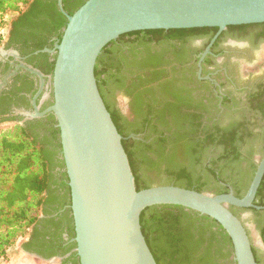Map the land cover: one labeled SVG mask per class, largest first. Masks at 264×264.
Returning a JSON list of instances; mask_svg holds the SVG:
<instances>
[{
	"label": "flooded vegetation",
	"instance_id": "af4514ba",
	"mask_svg": "<svg viewBox=\"0 0 264 264\" xmlns=\"http://www.w3.org/2000/svg\"><path fill=\"white\" fill-rule=\"evenodd\" d=\"M53 3L59 12L58 0H31L24 10L31 7V18L35 21L49 20L46 13ZM61 4L68 14L75 3L73 0H61ZM11 22L7 41L3 47L0 46V126H25L28 123L32 131L43 136L50 126L56 128V121L52 113L30 118L34 113L31 102L39 90L40 82L20 65L36 70L39 69L33 65L44 66V60L37 55L43 54L40 52L43 49L54 48L62 28L48 34L40 31L38 35L47 39L45 47L23 55L21 44L10 42V32L13 30ZM123 35L114 41V45L119 56L115 54L123 58L125 87L107 92L105 97L117 112L120 126L127 129V138L145 145L151 144L145 155L147 161L157 165L149 172L161 176L156 184H176L175 177L169 176L166 171V162L160 161L159 157L172 155L174 161L180 163L178 159L184 151H188L182 144H156L154 140L159 135L150 133L146 124L137 133L128 129L129 123L141 121L149 109L151 111L146 118L152 123L157 122L159 127L163 122H168L171 130L179 125H198L199 139L214 133L215 142L202 145L203 150L198 147L192 151L191 147L189 153L193 155V164L195 158L199 161L187 173L194 179H201L205 190L220 189L218 194L232 191L235 197L242 198L264 156V23L228 26L223 30L206 28L177 39L152 38L151 35L144 37L143 33ZM35 41L38 40L35 38ZM54 56L48 54V61L52 62ZM32 57L36 58L29 62ZM42 74L43 89L35 99L39 112L52 104L51 74ZM138 75L146 82L139 90L140 98L135 100L128 88ZM165 108L167 111L172 110L161 116L159 111ZM138 112L140 116L137 118ZM31 124L34 126L31 127ZM163 128L167 129L166 126ZM168 135L166 131L163 136ZM228 139L232 142L226 148L234 147L237 156L218 161L219 155L225 150L219 140ZM189 141L192 142L189 137L184 140ZM58 158L62 159L60 153ZM212 160H216V164ZM208 168L213 170V175L208 174L205 178L203 174ZM64 171L60 166L54 167L55 178ZM52 189L54 199L46 206V214L39 217L20 246L39 259L48 262L55 259L51 264H79L73 241L70 194L69 199L64 198L66 188L59 186V180ZM205 192L215 194L211 190ZM252 204L250 208L229 206V209L243 225L256 263L264 264V174ZM25 243L29 244V250L24 248ZM230 262L235 263L232 256L227 264Z\"/></svg>",
	"mask_w": 264,
	"mask_h": 264
},
{
	"label": "water",
	"instance_id": "95a60500",
	"mask_svg": "<svg viewBox=\"0 0 264 264\" xmlns=\"http://www.w3.org/2000/svg\"><path fill=\"white\" fill-rule=\"evenodd\" d=\"M58 9L66 18L61 37L52 50L40 51L55 55L49 77L52 104L44 111L35 104L44 75L20 67L40 82L30 118L52 113L59 131L79 264H157L142 233L140 214L163 205L214 220L231 240L235 264H257L249 237L229 206L253 207L264 156L242 198L232 191L210 194L174 185L136 190L123 137L101 97L94 70L104 47L123 34L262 24L264 0H86L71 15L58 0Z\"/></svg>",
	"mask_w": 264,
	"mask_h": 264
},
{
	"label": "trees",
	"instance_id": "16d2710c",
	"mask_svg": "<svg viewBox=\"0 0 264 264\" xmlns=\"http://www.w3.org/2000/svg\"><path fill=\"white\" fill-rule=\"evenodd\" d=\"M73 1L75 4L72 10H68L69 15L86 0ZM28 5H30V0H0L1 15L6 13L17 15L16 19L11 22L13 30L10 32V42L21 44L20 51L23 55L45 47L47 39L38 35L40 31H46L48 34L60 28L63 29L66 25V19L57 11L54 3L46 13L49 20L42 21H35L31 18L33 17L31 7L29 10H24ZM65 10H67L66 6ZM201 30H206V28L149 30L132 32L128 35L143 33L144 37L151 35L152 38L177 39ZM123 36L121 35L119 38ZM60 37L61 33L59 39ZM35 38L38 41H35ZM116 49L114 41L104 47L96 61L95 77L105 106L119 134L124 138L122 145L134 176L136 190H141L157 186L156 182H158L159 176L153 177L149 174L150 170L157 167L156 164H152L146 159L145 152L150 150L151 144L145 145L140 141L127 138V129L120 126L117 112L106 100L107 92L121 89L125 87L126 83V77L122 74L123 58L118 57L119 53ZM37 57L44 60V66L35 64L33 67L44 74H52L54 61H48V54H38ZM34 58L36 57H32L29 62H32ZM145 82L146 79L143 80L138 75L135 77V82L128 88L130 95L135 100L140 98L141 91L139 90ZM30 87H32V82H30ZM150 111L151 109L146 114L142 113L141 121L135 120L134 123H129L128 129L137 133L146 124L150 133L159 135L154 140L156 144L169 143L186 146L188 152L184 151L180 156L178 159L180 163L175 162V157L172 155L159 157L160 161L166 162V171L169 176L175 177L176 184L174 186L202 193L206 190H211L215 194L220 193V189L205 190L204 183L200 182L201 179H194L191 174L187 173L188 169L199 161L198 158H195V164H193L194 160L192 161L191 158L193 155L189 153L191 147L192 151L198 147L203 150L204 146L202 145L215 142L214 133L199 139L198 125L189 124L188 127L179 125L175 126V130H171L169 123L163 122L159 124L162 126L160 128L157 122L152 123L146 118ZM168 111L165 108L159 113L162 116ZM139 116L138 112L137 118ZM33 126L31 124V127ZM164 126L167 129H164ZM166 131L169 132V135L164 137ZM188 137L192 142H184ZM219 141L225 150L219 155L218 161L222 158H236L234 147L226 148L232 140ZM219 141H217L218 144H220ZM59 153L61 154V148L57 128L50 126L43 136L32 131L28 123L25 126L14 124L0 129V259L5 258L6 251L16 242L27 237L30 229L39 221V217L46 214V206L50 205L52 198L54 199L52 186L56 184L57 180H59V186L66 188L64 198L69 199L65 171L57 178L53 173L56 166L64 169L63 160L58 158ZM215 162L216 160L213 161V164H216ZM208 174L213 175V170L206 169V173L203 175L207 178ZM150 183L154 184L149 185ZM140 225L157 264H227L233 255L231 240L220 225L206 216H200L196 212L187 211L179 206L163 205L146 208L140 214ZM23 246L26 250L30 249L28 243Z\"/></svg>",
	"mask_w": 264,
	"mask_h": 264
},
{
	"label": "crops",
	"instance_id": "0c3cea01",
	"mask_svg": "<svg viewBox=\"0 0 264 264\" xmlns=\"http://www.w3.org/2000/svg\"><path fill=\"white\" fill-rule=\"evenodd\" d=\"M0 264H51L48 261L39 259L31 253L25 252L21 246H12L6 251L4 259Z\"/></svg>",
	"mask_w": 264,
	"mask_h": 264
},
{
	"label": "built area",
	"instance_id": "2783aa9c",
	"mask_svg": "<svg viewBox=\"0 0 264 264\" xmlns=\"http://www.w3.org/2000/svg\"><path fill=\"white\" fill-rule=\"evenodd\" d=\"M8 13L1 15L0 13V45L4 42V40L7 37L8 34V21H7V15Z\"/></svg>",
	"mask_w": 264,
	"mask_h": 264
},
{
	"label": "rangeland",
	"instance_id": "374dc122",
	"mask_svg": "<svg viewBox=\"0 0 264 264\" xmlns=\"http://www.w3.org/2000/svg\"><path fill=\"white\" fill-rule=\"evenodd\" d=\"M31 1V0H30ZM25 9V8H24ZM6 17H7V21H8V23H10L15 17H17V15L16 14H12V13H8L7 15H6ZM6 41H7V37H6V39L4 40V42L1 44L2 45V47H3V45H5V43H6ZM7 125H5V126H0V129H2V128H4V127H6ZM10 126V125H9ZM151 175V174H150ZM151 176H153V177H155V176H158V175H151ZM157 180L159 181V180H161V176H159V179L157 178ZM205 193H210V192H205ZM212 194V193H211ZM28 236V235H27ZM26 241V237L24 238V239H21V240H19L18 242H16L15 244H14V246H20V245H22V243H24Z\"/></svg>",
	"mask_w": 264,
	"mask_h": 264
}]
</instances>
